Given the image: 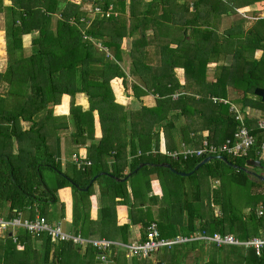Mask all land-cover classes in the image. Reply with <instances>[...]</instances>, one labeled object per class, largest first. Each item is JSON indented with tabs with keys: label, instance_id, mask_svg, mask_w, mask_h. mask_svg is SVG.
<instances>
[{
	"label": "trees",
	"instance_id": "16d2710c",
	"mask_svg": "<svg viewBox=\"0 0 264 264\" xmlns=\"http://www.w3.org/2000/svg\"><path fill=\"white\" fill-rule=\"evenodd\" d=\"M7 1L0 0L7 60L0 72V217L11 219L16 211L29 219L37 214L48 222L64 219L58 193L70 188L71 227L82 237L125 241L134 225L144 241L155 223L161 238L189 239L164 248L160 263L264 264V254L256 256L253 249L199 239L264 236V186L243 198L236 194L261 182L217 159L193 171L206 157L178 152L182 145L201 148L202 139L220 147L232 138L238 121L230 106L235 105L256 145L241 156H210L239 167L259 160L264 134L245 110L264 116V103L254 94L264 89V18L244 30L238 10L256 6L264 12V0ZM222 17L231 19L220 31ZM115 79L140 106L117 102L114 91L123 95L115 82L112 88ZM80 94L88 104L85 111L76 103ZM63 96L69 97V114L56 116ZM149 98L154 104H143ZM67 136L85 148V155L76 156L89 167L62 166L61 139ZM210 179L217 186H210ZM153 185L161 195L152 193ZM120 208L126 210L125 222ZM189 251H196L190 259ZM97 256L90 246L80 253L71 243L54 245L47 236L34 238L22 229L15 243L8 235L0 238V264H104ZM108 257L106 264L141 261H128L118 250Z\"/></svg>",
	"mask_w": 264,
	"mask_h": 264
},
{
	"label": "built area",
	"instance_id": "2783aa9c",
	"mask_svg": "<svg viewBox=\"0 0 264 264\" xmlns=\"http://www.w3.org/2000/svg\"><path fill=\"white\" fill-rule=\"evenodd\" d=\"M211 100L213 103H227L226 100L223 101L218 98H212ZM230 111L234 113L235 120L238 121V125L232 138L226 140L222 146H208L206 141L202 139L201 148H198L197 150L186 149V147L182 145L181 152H178L181 155L183 154L185 157L195 154L198 158L209 157L210 155L219 153H225L232 157L245 155L256 145V137L250 132L246 119H244V113L235 105L230 106ZM252 116L253 114L250 112L247 114L248 118H254ZM255 120H257L256 128L264 134V117L257 115ZM256 152L259 156V161H261L260 158L264 157V139L260 143ZM164 154L172 158H175L178 155L176 151H165ZM72 161L80 170L90 166V162L88 160L79 159L76 155L72 156ZM13 212H15V216L11 219L0 217V236H6V234L11 233L10 238L12 239V242L15 243L16 232L18 229H22L34 238H39L42 235H45L49 238L51 243H71L82 250H85L88 246H90L98 252V259L102 262H107V253L112 247L117 250L121 249L125 251V257L128 259H142L151 257L154 252H157L160 249L189 241V239L182 237H177L173 240L160 239L155 223L150 224L147 228V238L144 241L121 244L103 239L87 240L80 235H72L65 232L59 222L55 224L50 223L39 214L35 215L34 218L29 219L24 217L20 212ZM199 239L214 243L218 247L236 246L243 247L245 249H253L256 256L264 254V236L252 237L246 241H240L233 235L229 234L223 236L216 235L213 238L204 236Z\"/></svg>",
	"mask_w": 264,
	"mask_h": 264
},
{
	"label": "crops",
	"instance_id": "0c3cea01",
	"mask_svg": "<svg viewBox=\"0 0 264 264\" xmlns=\"http://www.w3.org/2000/svg\"><path fill=\"white\" fill-rule=\"evenodd\" d=\"M5 3L7 4L9 2L6 0ZM260 12L263 13V11H258L256 6H248V7H245V8H242V9L238 10V13H239L240 17L241 18L243 17V19H244V24H243V29L244 30H247L249 27H251L253 25L255 19H258V17H260L259 16ZM228 19H231V18L222 17L220 23L218 24L219 30L224 28L225 21H227ZM2 43L4 45V51H5V42H4V40L2 41ZM76 103H77V105H80L83 108V110L87 107L86 105H88L86 99L81 94L76 96ZM63 104H65V106H63L64 108L61 109V110H57V107H59L60 105H63ZM60 105H58V106H56L54 108V115H56V116H67L69 114V97L68 96H63L62 99H61ZM257 115L261 116L262 114L260 112H254V114H253L254 118L253 119H255ZM261 117H264V116H261ZM96 135L99 137L97 132H96ZM63 139H64V137H62V139H61V144H62ZM78 154L81 155V156L85 155V148H80L78 152L77 151H74V152L72 151L71 154L69 155V158H67V160H65L64 157H63V154H62V146H61V155L59 157V161L62 163V166L66 162L72 163L73 162L72 161V156L78 155ZM95 192H97V188L96 187H95ZM152 193L161 195V192L159 191V188H156L154 185H153ZM58 197L60 199V202L64 203V205H65V216H66L67 219L64 218V219L58 220L57 222H59L61 225H62V223H65L64 224V231L65 232H67L69 234H72V235H79V234H75V232L73 231V229L71 227L72 195H71L70 188H66V189H63L62 191H59ZM91 199H92L93 203L95 204V207H93L91 214H92L93 217H96L98 215V207H97V205H98V197H97V193L94 196H92ZM118 211H119V214H120V219L125 222V220H126V210L123 209V208H120V209H118ZM50 223H53V221L50 222ZM62 228H63V226H62ZM7 235L10 238L9 233L6 234V236ZM137 235H138L137 227L134 226V225H130L128 230H127V235H126L125 241L119 240V238H116V239H112V238H109V239H107V238H88V237H83V238L87 239V240L103 239V240H107V241H110V242H118V243H121V244H128V243H133V242L139 241ZM260 236H263V235H260ZM0 238H4V236H0ZM159 238L160 239H164V238H161L160 236H159ZM57 243H60V242H56V243H52V244L55 245ZM36 246H37V248H39L40 243L37 242ZM72 246H73L74 249L78 250V252H80V253L84 252V250L80 249L79 247H76L74 245H72ZM110 250H117V249L112 247ZM162 250H164V248L153 253L154 255L156 253V255L153 258V260H151L150 264H152V261H153V264H163V263L159 262V258L162 255H164V252L163 253L161 252ZM118 251L123 252L124 256H125V251H123L121 249L118 250ZM152 255H151V257H152ZM151 257H148V258L151 259ZM148 258L146 260H149ZM97 259H98V256H97ZM106 259H107V262L111 261L110 258L108 257V253H107ZM126 259L128 261H130L133 258H131V259L126 258ZM138 260H140V259H138ZM100 262H102V261H100ZM107 262H102V263L106 264Z\"/></svg>",
	"mask_w": 264,
	"mask_h": 264
},
{
	"label": "rangeland",
	"instance_id": "374dc122",
	"mask_svg": "<svg viewBox=\"0 0 264 264\" xmlns=\"http://www.w3.org/2000/svg\"><path fill=\"white\" fill-rule=\"evenodd\" d=\"M6 1V0H5ZM149 1V0H148ZM7 4H9V3H7ZM263 13L262 12H260V14H259V16H261ZM229 23H230V19H228L227 21H225V25H224V28H226V27H228V25H229ZM223 28V29H224ZM4 23H3V16L0 14V72H3L4 70H5V67H6V52L4 51V45H3V43H2V41L4 40ZM223 29H221L220 31H222ZM29 42H30V39H29V37L27 36V37H24V45L25 46H29ZM128 47V42L127 41H125L124 43H123V48L125 49V48H127ZM214 66V65H213ZM212 68L213 67H211L210 68V70H212ZM209 78H211V75H209ZM114 82L119 86V88H120V92L122 93V97L121 98H118V97H116V93H115V91H114V89H113V91H114V95H115V99L120 103V104H122L123 106H128L129 108H131V109H134V108H137V106H140V104L138 103V102H135L136 100L132 97V92L129 90H125V88L123 87V85H122V81L121 80H113L112 82H111V86H112V88H113V85H114ZM153 100L151 99V98H149V99H146V100H144L143 101V104H145V105H153L154 103L152 102ZM87 107L84 109V111L85 110H87L88 109V105H86ZM251 112V111H250ZM254 112H258V110H252V112L251 113H254ZM245 113L246 114H248L249 113V111L248 110H245ZM261 113V112H260ZM262 116V115H261ZM251 120V122L252 123H256V121L257 120H255V119H250ZM25 126V125H24ZM95 130H96V132H97V134L99 135V126L98 125H96V128H95ZM69 131H71V129L70 130H68V132ZM61 146H62V154H63V157H64V159L65 160H67V158H69V155L71 154V152L73 151H79V148H77L76 146H74V145H72V143H70V140H69V137L67 136L66 138H64L63 139V141H62V144H61ZM261 159V161H260V163H261V165H262V168L261 169H257V168H255V169H253L254 171H256V172H258V173H261V174H263L264 175V157L263 158H260ZM64 166V165H63ZM228 172H229V170H227ZM70 173V172H69ZM244 174H246L245 172H243ZM252 178V177H251ZM253 179V178H252ZM254 181L256 182L257 180H255L254 179ZM258 182H260V181H257V183ZM213 183V179H210V186L211 185H213V186H217V184L214 182V184H212ZM263 184V185H262ZM251 185H245L244 187H241L240 189H239V191L237 192L236 191V194L238 195V196H241V198H243V197H245V196H249V194L251 193V194H253L252 193V191L255 189V188H258L259 189V191H260V189H261V187L262 186H264V182H261V183H259L258 184V186L256 187V186H254V188H252V187H250ZM228 194H231L230 193V191H228ZM250 194V195H251ZM249 210H250V208L249 207H246V208H244V212L245 213H249ZM57 221H58V219H56V218H54L53 219V224H55V223H57ZM64 224L65 223H62V226H63V230H64ZM17 231H20V229H18ZM17 233V232H16ZM162 253L164 252V250H162L161 251ZM195 252L196 251H194V252H191V251H189L188 253H187V255H188V259H190L194 254H195ZM194 253V254H193ZM155 255H156V253H155ZM155 255L153 254L152 255V257H151V259H149V260H145L146 258H142V259H140L141 261L139 262V264H150V262H151V260H153V258L155 257ZM203 257H204V255H201V258L203 259ZM152 264H153V261H152Z\"/></svg>",
	"mask_w": 264,
	"mask_h": 264
},
{
	"label": "water",
	"instance_id": "95a60500",
	"mask_svg": "<svg viewBox=\"0 0 264 264\" xmlns=\"http://www.w3.org/2000/svg\"><path fill=\"white\" fill-rule=\"evenodd\" d=\"M258 18H264V12L263 14L258 17ZM254 94L256 96H258L260 99H261V102L264 103V89L262 88H257L255 91H254ZM214 159H217V160H220L226 164H228L229 166H232L234 167L235 169L239 170V171H242V172H245L246 174H248L250 177H252L253 179L257 180V181H260V182H264V175L261 174V173H258L256 171H254L253 169L257 168V169H261L262 168V165L260 163V161L258 160H248L246 162V166L245 167H239V166H235V165H232L230 164L227 159L223 156H217V157H206L204 158L200 163H198L193 171H196L198 170L201 166H203L204 164L210 162L211 160H214ZM143 165H140L139 167H142ZM159 166H162L164 168H168V169H171V166L169 164H161ZM137 170H135L134 172H136ZM193 171L189 172V173H179V172H176V171H173L174 173H178L180 176H189L193 173ZM130 174H128L125 178L123 179H118L120 181H125L128 177H129ZM97 178V176H95L93 178V180H95ZM93 180L90 182V184L93 182ZM84 190H87V188H85ZM9 236H11V233H9Z\"/></svg>",
	"mask_w": 264,
	"mask_h": 264
},
{
	"label": "clouds",
	"instance_id": "9594fccd",
	"mask_svg": "<svg viewBox=\"0 0 264 264\" xmlns=\"http://www.w3.org/2000/svg\"><path fill=\"white\" fill-rule=\"evenodd\" d=\"M210 157V156H209ZM259 161V160H258Z\"/></svg>",
	"mask_w": 264,
	"mask_h": 264
}]
</instances>
